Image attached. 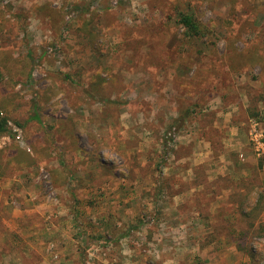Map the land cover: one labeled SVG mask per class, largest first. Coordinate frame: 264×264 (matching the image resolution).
I'll return each instance as SVG.
<instances>
[{"label": "rangeland", "instance_id": "rangeland-1", "mask_svg": "<svg viewBox=\"0 0 264 264\" xmlns=\"http://www.w3.org/2000/svg\"><path fill=\"white\" fill-rule=\"evenodd\" d=\"M0 117V264H264V0H0Z\"/></svg>", "mask_w": 264, "mask_h": 264}, {"label": "trees", "instance_id": "trees-1", "mask_svg": "<svg viewBox=\"0 0 264 264\" xmlns=\"http://www.w3.org/2000/svg\"><path fill=\"white\" fill-rule=\"evenodd\" d=\"M178 21L180 24H182L186 28L187 33L189 35L190 34L191 35H200L203 33L198 22L195 21L194 18L192 17V15H190V14L181 13ZM4 125H5V118L0 117V132L6 131ZM263 138H264V131H263ZM263 157H264V154H263ZM261 197L263 198V201H264V192L262 193Z\"/></svg>", "mask_w": 264, "mask_h": 264}]
</instances>
